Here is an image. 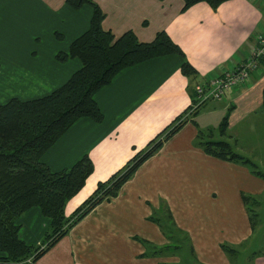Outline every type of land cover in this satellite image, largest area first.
Masks as SVG:
<instances>
[{
    "label": "crops",
    "instance_id": "1",
    "mask_svg": "<svg viewBox=\"0 0 264 264\" xmlns=\"http://www.w3.org/2000/svg\"><path fill=\"white\" fill-rule=\"evenodd\" d=\"M93 1L104 14L102 28L116 38L132 31L139 41L151 42L165 31L184 56L165 55L121 70L94 95L103 121L78 119L44 153L42 162L52 171L70 168L85 155L93 163L85 186L67 202L66 217L176 119L184 118V124L117 196L98 204L32 264H179L173 254L144 255L142 241L158 248L169 243L149 219L161 202L188 233L201 264H232L221 245L243 246L254 237L242 195L258 199L264 179L244 164L206 153L198 141L200 135L225 141L233 135L234 150L254 162L249 153L264 141V59L225 99L184 114L196 101L198 84L249 58L264 32V6L257 0H229L216 9L205 2L184 9V0ZM92 16L90 4L74 9L66 0H0V106L14 98H41L65 84L82 63L57 55L68 53ZM186 61L195 75L183 74ZM243 135L258 138L249 141L255 147L243 143ZM18 223L26 244L46 249L50 219L39 207L27 210ZM255 250L252 264H264V255Z\"/></svg>",
    "mask_w": 264,
    "mask_h": 264
},
{
    "label": "trees",
    "instance_id": "2",
    "mask_svg": "<svg viewBox=\"0 0 264 264\" xmlns=\"http://www.w3.org/2000/svg\"><path fill=\"white\" fill-rule=\"evenodd\" d=\"M226 1L229 0H184V9L200 2L216 9ZM66 3L74 9L84 4L93 7L88 30L71 43L68 53L57 55L62 61L79 58L81 68L65 84L46 96L29 101L14 98L0 106V252L5 253V256L0 257V264L35 262L98 204L117 196L122 185L138 167L184 124L182 121L173 127L169 125L149 143L145 151L128 161L126 171H118L107 181L100 182L94 193L71 217H66V204L85 186L93 173V163L85 155L70 168L52 171L42 162L44 153L78 119L103 121L104 115L94 95L110 84L121 70L165 55L184 56L180 47L165 31L158 32L151 42L139 41L132 31L116 38L111 31L102 28L104 14L93 0H66ZM182 72L184 75L197 73L187 61L182 65ZM225 131L226 128L221 129V133ZM198 144L206 153L222 160L244 164L256 176L264 179L263 171L251 159L236 152L227 141L204 139L200 135ZM242 198L250 213L252 228H255L257 213L251 211L258 199L248 195H242ZM34 206L39 207L43 215L50 219V228L44 236L46 249L30 246L20 236L21 225L18 220ZM149 219L158 224L169 243L158 248L142 241L147 249L144 255L155 256L164 252L178 256L179 264H201L196 258L190 237L177 226L166 203L161 202ZM184 243L189 246V260L181 253ZM240 247L242 245H221L229 257Z\"/></svg>",
    "mask_w": 264,
    "mask_h": 264
},
{
    "label": "built area",
    "instance_id": "3",
    "mask_svg": "<svg viewBox=\"0 0 264 264\" xmlns=\"http://www.w3.org/2000/svg\"><path fill=\"white\" fill-rule=\"evenodd\" d=\"M257 1L264 6V0ZM256 40L257 46L247 60L239 62L235 67L224 71L219 77H214L208 82L196 86V101L186 115H192V112L205 102L225 99L228 94L250 80L251 73L259 66L258 61L264 59V32L257 36ZM183 119L181 118V121Z\"/></svg>",
    "mask_w": 264,
    "mask_h": 264
},
{
    "label": "rangeland",
    "instance_id": "4",
    "mask_svg": "<svg viewBox=\"0 0 264 264\" xmlns=\"http://www.w3.org/2000/svg\"><path fill=\"white\" fill-rule=\"evenodd\" d=\"M184 115H186V113ZM180 122H182L181 118L178 119L174 123L173 126H175L176 124H179ZM236 136L238 137L239 135H236ZM243 136L245 139L243 141V143H247V145L255 147L254 144L249 142V141L258 140V138H256L255 136H252V135H243ZM256 136L258 137V135H256ZM261 136L264 137V135H261ZM231 140H232V142H230ZM226 141L231 146L233 144V142H235V141H233V135H228ZM263 142L258 143V149L252 148L251 153H249V154L252 156V159L254 160V163L256 164V166L258 168H260L264 173V148H263L264 144H263ZM243 143L241 142V146H244ZM258 153L260 156H258ZM126 169L127 168H125V171H126ZM75 202H77V201L75 200ZM75 202H73V203H75ZM252 209L253 210L251 212H253V214L257 213L256 222L254 223L255 228L253 227L254 231H255L254 237L252 238V240L250 242H248V243L244 244L242 247L238 248L236 250V252L231 255L230 259H231L232 264H247L248 262H250V264H252L253 259H255L253 257L257 256L255 249H258V254L264 255V193L260 197H258L257 205L253 206ZM183 245H184V249L181 251V253L183 256H187V258L189 260V254H190L189 246L186 243H184ZM250 258H252L251 261H250Z\"/></svg>",
    "mask_w": 264,
    "mask_h": 264
}]
</instances>
